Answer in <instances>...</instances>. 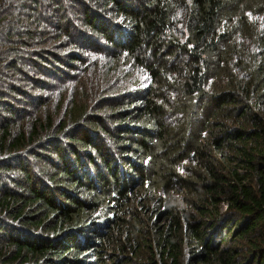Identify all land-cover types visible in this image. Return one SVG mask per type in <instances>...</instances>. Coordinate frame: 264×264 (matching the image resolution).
<instances>
[{
    "label": "trees",
    "instance_id": "obj_1",
    "mask_svg": "<svg viewBox=\"0 0 264 264\" xmlns=\"http://www.w3.org/2000/svg\"><path fill=\"white\" fill-rule=\"evenodd\" d=\"M111 260L264 264V0H0V264Z\"/></svg>",
    "mask_w": 264,
    "mask_h": 264
},
{
    "label": "rangeland",
    "instance_id": "obj_2",
    "mask_svg": "<svg viewBox=\"0 0 264 264\" xmlns=\"http://www.w3.org/2000/svg\"><path fill=\"white\" fill-rule=\"evenodd\" d=\"M128 159H130L134 163H139V165L146 166L148 164V160L146 162L143 161L142 155H139L138 159L135 160L131 154H127L126 156ZM165 159V153L161 152L158 156V166L157 169L151 173L149 179H147V183L142 184V182L145 180L143 176V180L141 181L140 177H137V179L140 181V184L137 186H132L131 184L124 183L122 181V178H128L129 172L128 165L122 164L120 161H118V165L121 169V174L119 170V181L118 183L123 184L124 187L127 190H130L129 195V206L126 208L129 211L128 218H138L137 215H139L142 219L146 221L147 226L153 227L157 220L164 219V214L166 212V209L168 208L169 200H175L178 207H186V200L190 199L191 195L188 194L183 188L177 186L174 182L173 184L169 181L170 177H167L166 173H162L161 165L163 164V160ZM179 167H185L187 165V162H183L179 164ZM150 172V171H149ZM141 173V172H140ZM180 173L184 174V170L180 169ZM145 174H148V170L145 168ZM140 175V174H139ZM122 177V178H121ZM114 197L117 198V196L114 194ZM113 196L111 197L113 199ZM103 206L102 209L97 211L96 209L89 210L88 213H86L85 218L87 219L86 222H92L94 223L95 227L100 226L101 222H104V218L107 214H111L113 212L112 207L116 206V203L108 204L107 198L103 200ZM111 205V206H110ZM225 208V205L223 206ZM159 211L160 216L156 213V211ZM163 212V213H162ZM88 217V218H87ZM83 219V220H84ZM85 222V223H86ZM89 225V224H88ZM148 232L153 236V231H147L145 234L147 237ZM86 239H90L88 235L79 237V241H84ZM126 256H129V253H125ZM133 262L135 263L137 257L132 256ZM113 261H109L107 264H112Z\"/></svg>",
    "mask_w": 264,
    "mask_h": 264
}]
</instances>
